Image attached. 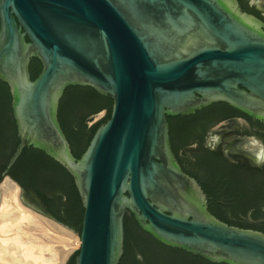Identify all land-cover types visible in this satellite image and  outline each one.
Listing matches in <instances>:
<instances>
[{"label": "water", "instance_id": "water-1", "mask_svg": "<svg viewBox=\"0 0 264 264\" xmlns=\"http://www.w3.org/2000/svg\"><path fill=\"white\" fill-rule=\"evenodd\" d=\"M33 56L42 64L35 78ZM0 79L20 136L9 167L24 147L39 148L82 197L81 231L63 222L81 240L65 264H118L127 212L166 244L264 264V232L215 216L170 141L168 116L218 101L264 121V28L235 0H0ZM72 85L113 98L80 157L58 118Z\"/></svg>", "mask_w": 264, "mask_h": 264}, {"label": "trees", "instance_id": "trees-1", "mask_svg": "<svg viewBox=\"0 0 264 264\" xmlns=\"http://www.w3.org/2000/svg\"><path fill=\"white\" fill-rule=\"evenodd\" d=\"M41 65L38 57L31 58L32 78L38 75ZM5 94L10 97L7 91ZM112 103L113 98L109 94H102L91 86L72 85L66 88L59 102L58 118L76 157L81 156L97 127L110 116ZM216 105L223 112L236 110L219 101L191 114L168 116L172 149L182 168L201 184L208 196V208L215 216L229 224L264 232V167L224 162L214 164L224 159L208 149H205L208 161L206 162V157H202V164H186L184 157L180 156L183 141L187 137H179V122L183 124L188 119L202 117ZM103 108L109 110L106 117L89 126L86 116ZM255 121L262 123L258 119ZM19 141L18 134L13 152ZM17 163L19 164L15 165L23 171V185L34 190L47 212L81 231L84 206L72 174L43 150L31 145L24 147ZM124 227V252L118 264H229L211 261L160 241L141 228L133 213H126ZM137 254L142 259H137Z\"/></svg>", "mask_w": 264, "mask_h": 264}, {"label": "flooded vegetation", "instance_id": "flooded-vegetation-1", "mask_svg": "<svg viewBox=\"0 0 264 264\" xmlns=\"http://www.w3.org/2000/svg\"><path fill=\"white\" fill-rule=\"evenodd\" d=\"M235 2L243 12L255 17L264 28V0H235ZM8 88V84L0 79V184L6 177H9L20 186L21 193L27 200L32 203H36L47 212L41 198L34 192V190L23 185L22 176L24 175L23 171L19 170V167L15 165L19 164L17 163V160L9 167L10 159L15 152H13V148L16 147L17 144L18 130L11 106V94L10 90L8 91ZM6 91L10 94V97L5 94ZM95 113H91L86 116L87 123L89 119L94 117ZM237 118L243 119L247 126L239 125L237 123ZM255 120H257V118H254L237 108L236 110L232 109L223 112L221 111V108L216 105L212 108V110L206 111L202 117L193 120L188 119L183 124L179 122V137H187V140L183 141L180 156L182 158L184 157L186 164H202V157H206V162L208 161V156L205 153V149H208L213 153L220 154L219 158L223 157L224 159L223 161L214 162V164L225 163L254 166L243 152H238L234 155L230 154L231 159L237 161V163H231L229 158L224 156L222 148L225 144H227L230 148H234L241 142L242 137L248 135H256L264 140V121L261 120L262 123H259ZM222 121L228 122L227 129L229 130L221 129L219 133L223 137L221 146L217 147L215 151H212L211 149L205 147V139L211 128ZM229 140L231 142H229ZM192 145L196 146L193 147Z\"/></svg>", "mask_w": 264, "mask_h": 264}, {"label": "bare ground", "instance_id": "bare-ground-1", "mask_svg": "<svg viewBox=\"0 0 264 264\" xmlns=\"http://www.w3.org/2000/svg\"><path fill=\"white\" fill-rule=\"evenodd\" d=\"M0 194V264H62L70 248L48 241L49 231L62 240L73 238L72 232L25 205L20 186L9 177Z\"/></svg>", "mask_w": 264, "mask_h": 264}, {"label": "clouds", "instance_id": "clouds-1", "mask_svg": "<svg viewBox=\"0 0 264 264\" xmlns=\"http://www.w3.org/2000/svg\"><path fill=\"white\" fill-rule=\"evenodd\" d=\"M237 123L241 126H247L246 122L241 118H237ZM227 124V121H222L211 128L205 139L206 148L215 151L217 147L221 146L223 137L219 133L221 129L229 130L227 129ZM229 142L231 141L229 140ZM192 146L195 147L196 145ZM222 151L224 156L229 158L231 163H237V161L231 159V155H234L238 152H243L255 167H264V140L256 135L242 137L241 142L234 148H230L227 146V144H225L222 148ZM137 259H142V256L137 254Z\"/></svg>", "mask_w": 264, "mask_h": 264}, {"label": "rangeland", "instance_id": "rangeland-1", "mask_svg": "<svg viewBox=\"0 0 264 264\" xmlns=\"http://www.w3.org/2000/svg\"><path fill=\"white\" fill-rule=\"evenodd\" d=\"M106 109L107 108H103L100 111H98L97 113L94 114V117L88 121V125L91 126L94 122H96L97 120H99L101 117H103L106 113ZM21 189V188H20ZM2 198L0 199V203H1ZM25 204V203H24ZM26 205V204H25ZM51 219H53L54 221H56L57 223L63 225L65 228L69 229L72 234H73V238L69 239V240H62L57 236V233L54 230H50L49 231V235H48V241H50L52 244H60V243H65L67 245V247L69 246V252L64 260V262L62 264H65V262L69 259V257L72 255V253L74 252V250L81 244V240H80V235L78 233V230L64 224L63 222L53 218V217H49Z\"/></svg>", "mask_w": 264, "mask_h": 264}]
</instances>
